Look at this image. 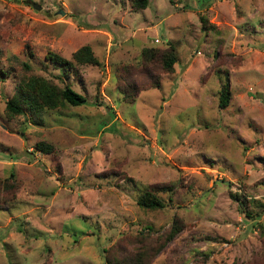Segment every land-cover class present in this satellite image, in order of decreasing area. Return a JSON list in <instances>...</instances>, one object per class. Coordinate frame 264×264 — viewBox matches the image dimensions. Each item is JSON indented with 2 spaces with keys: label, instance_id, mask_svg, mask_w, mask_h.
Listing matches in <instances>:
<instances>
[{
  "label": "rangeland",
  "instance_id": "374dc122",
  "mask_svg": "<svg viewBox=\"0 0 264 264\" xmlns=\"http://www.w3.org/2000/svg\"><path fill=\"white\" fill-rule=\"evenodd\" d=\"M167 43L173 71L141 59ZM82 45L99 65L63 81L84 104L7 116L19 61L60 85L44 55ZM263 161L264 0H0V264L130 262L142 246L147 264H264ZM146 186L161 208L136 204Z\"/></svg>",
  "mask_w": 264,
  "mask_h": 264
},
{
  "label": "trees",
  "instance_id": "16d2710c",
  "mask_svg": "<svg viewBox=\"0 0 264 264\" xmlns=\"http://www.w3.org/2000/svg\"><path fill=\"white\" fill-rule=\"evenodd\" d=\"M129 1L133 7L139 8H144L147 2V0ZM200 22L202 26H205L204 18L200 17ZM27 54L30 55L31 53L28 52ZM140 55L141 59L146 63L159 64L163 72L173 71L176 55L174 46L171 43H167L166 47L162 49L154 47L143 48ZM43 60L46 64L59 69V72L53 76L60 82V85L55 83L52 79L34 73L32 65H30L27 60L19 61L20 68L26 73L17 77L12 95L4 102V111L7 116L23 115L28 122L41 123V116L44 110H52L65 106L74 107L84 104V96L74 91L70 85L63 81V78H67L72 72L75 73L76 66L78 65H99V61L94 57L91 48L88 45L80 46L72 53L71 59L69 60L53 52H47ZM148 78L151 79L150 76H148ZM224 78L225 80L218 92L217 106L219 108H223L227 105L230 96L227 78ZM152 85L154 87H159V83L156 79L152 82ZM118 88L123 95V100H127L128 98H130V100L132 99L129 92L134 86L130 82L121 80V85H118ZM35 149L45 153L51 150L50 146L44 142L36 143ZM258 184L264 187V176L260 179ZM157 188L161 187H144L136 198V204L143 210L161 208L163 206L162 201L155 195ZM234 196L236 195H233V197ZM249 218L254 220V217L250 215ZM254 222L255 221H253V223ZM255 224L257 223H254V225ZM177 230L178 228L174 225L170 234H174ZM162 245L163 243L159 245V248H161ZM103 256L106 264H147L145 261L150 257L143 246L130 262L126 259H116L115 256L109 257L107 255V250H105Z\"/></svg>",
  "mask_w": 264,
  "mask_h": 264
},
{
  "label": "water",
  "instance_id": "95a60500",
  "mask_svg": "<svg viewBox=\"0 0 264 264\" xmlns=\"http://www.w3.org/2000/svg\"><path fill=\"white\" fill-rule=\"evenodd\" d=\"M32 5H34V4H32ZM33 7H34V6H33ZM35 8H38V6H36ZM58 13H60V14H61V12H59V11H58Z\"/></svg>",
  "mask_w": 264,
  "mask_h": 264
},
{
  "label": "built area",
  "instance_id": "2783aa9c",
  "mask_svg": "<svg viewBox=\"0 0 264 264\" xmlns=\"http://www.w3.org/2000/svg\"><path fill=\"white\" fill-rule=\"evenodd\" d=\"M153 41H155V42H156L157 40H156V39H154Z\"/></svg>",
  "mask_w": 264,
  "mask_h": 264
}]
</instances>
